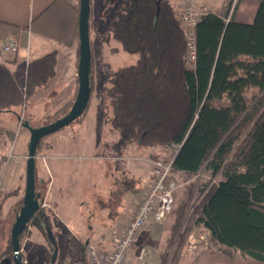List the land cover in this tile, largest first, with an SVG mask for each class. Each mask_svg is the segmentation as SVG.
<instances>
[{
	"label": "trees",
	"instance_id": "trees-1",
	"mask_svg": "<svg viewBox=\"0 0 264 264\" xmlns=\"http://www.w3.org/2000/svg\"><path fill=\"white\" fill-rule=\"evenodd\" d=\"M238 3L233 5L231 0L223 17L207 12L197 21L196 59L189 67L187 39L171 4L166 0H120L102 40L117 42L123 52L136 55L137 61L112 74L106 106L110 108L109 129L118 135L112 147L117 155L130 144L165 152L178 145L172 173L194 176L205 166L211 175L221 177L204 194L206 185L200 187L201 199L179 236L178 251L191 226L199 225L216 250L264 263V0L251 23L234 20ZM91 13L90 0L88 24ZM79 21L80 0H54L27 27L0 21V41L9 34L19 37L25 29L62 48L76 46L79 54ZM57 55L54 50L31 60L20 79L0 62V113H14L20 126L36 127L31 123L34 115L28 111L29 100L55 77ZM77 91L78 87L68 102L44 116L45 123L37 127L67 115ZM91 91L90 80V97ZM90 97L71 124L84 119ZM48 136L38 142L36 153L49 149ZM160 157L155 154L154 160ZM135 184V179L125 176L115 190L129 192ZM41 205L28 225L37 227L48 242L49 231L56 244L54 213ZM185 207L186 203L177 212L175 231ZM79 242L73 241L83 249ZM12 258L10 238L0 251V264H14ZM177 258L174 253L172 264ZM56 259L57 255L52 263L44 264H55ZM166 262L167 253L162 252L160 264Z\"/></svg>",
	"mask_w": 264,
	"mask_h": 264
},
{
	"label": "crops",
	"instance_id": "crops-1",
	"mask_svg": "<svg viewBox=\"0 0 264 264\" xmlns=\"http://www.w3.org/2000/svg\"><path fill=\"white\" fill-rule=\"evenodd\" d=\"M53 1L0 0V21L27 27ZM101 1L102 6L106 4L107 7H114L115 12L116 4L109 3L108 0H91L92 7L101 4ZM166 2L175 8L176 14L179 12L180 0H166ZM256 2L251 4L249 8L247 0H239L234 20L251 23L257 8ZM229 3L230 0L221 3H218L217 0L205 1L209 12L221 17H223L222 12L226 14ZM17 39L18 52L0 59V62L4 61L16 79L23 78L26 75L28 62L51 51H58L55 77L48 87L39 91V94L48 91L51 95H56L55 98L57 99L54 98V100H57V104H53L48 110L50 113L54 112L59 108V104H65L73 97L78 87L76 47L62 48L55 42L25 29L21 31ZM91 49L93 61L92 42ZM107 110L105 111L103 106H98L97 109L94 108L91 100L87 115L82 121L70 124L53 133V135L51 134L52 137L47 140L50 147L45 151V154L47 156L49 179L44 180V183H46L43 199L53 209L55 219L59 220L63 227L56 236L57 246L69 248V250H66L70 251L68 253H71L74 258L78 257L79 253L76 245L71 242L72 236L76 237L77 240L83 239L85 244L94 242L106 255L111 253L113 238L120 235L126 228L128 221L132 218L136 207L141 201L147 184L152 179L155 154L165 153L163 150L153 149V151L146 155L143 154L139 158L129 156L124 158L125 162L128 163H122L121 165L125 168L124 174L125 176L129 175L127 170H132V178L136 180V184L132 191L121 193L118 190L114 192L115 199L117 197L121 198L115 206L118 207L119 212L113 216L110 215L111 201L105 202V160L120 159L122 154L117 155L113 151L112 146L115 142H112L111 146H107L105 139L107 136L112 134L111 136H114L112 141H116L118 138V135L116 136L109 129L110 114L107 115ZM29 139L28 130L24 126H20L19 117L16 114L0 113V195H7L20 186V177L25 171ZM139 148L138 145H135V150L138 151ZM101 149L104 151L103 154H99ZM42 172L40 171L39 176L43 179ZM95 172H97V175L94 174ZM40 182L42 181L40 180ZM24 187L18 199L21 202L20 208L23 204ZM115 199H113L114 202ZM156 224L150 221L142 234V236L145 234L146 237H137L136 249L133 248L130 257L132 263L138 247L147 245L148 248H152V250L147 248V264L149 261L151 264H160L161 245L159 244V248L154 247V240L157 239L155 231L159 228ZM27 229L28 232H31L30 238H34V242L31 244L37 246L33 259L37 261V264L46 263L48 251H51L53 246L46 239V243H43L44 239H42L39 234L40 231L38 232L34 225H28ZM108 230L112 233L111 235L107 234ZM23 233L25 231L21 235ZM21 244L23 243L21 242ZM66 250H63L64 262H68L69 257ZM233 255L234 257H229L214 248L208 252L200 253L192 264H264L253 259L240 258L237 253ZM29 260L31 261V259ZM70 264L79 263L78 260H75L71 261ZM80 264H85V261Z\"/></svg>",
	"mask_w": 264,
	"mask_h": 264
},
{
	"label": "rangeland",
	"instance_id": "rangeland-1",
	"mask_svg": "<svg viewBox=\"0 0 264 264\" xmlns=\"http://www.w3.org/2000/svg\"><path fill=\"white\" fill-rule=\"evenodd\" d=\"M119 1L120 0H108L109 3H115L116 5ZM205 1L207 0H198V5L199 7L205 8V12L207 13L209 12V9L206 6ZM217 1L218 3H221L227 0H217ZM103 2L105 3V1ZM235 2L236 0H232L233 5ZM254 2H256L258 6L260 0H247V5L249 6V8L251 4H253ZM113 9L114 7L113 8L107 7L106 4L102 6V1H101V4L99 3L96 6L92 7V13H91L90 24H89V39L92 42V48H93V54H94V59L91 64L92 91H91L89 105L92 100V104L94 108L97 109L98 106H103L105 108V111L108 109L107 115L110 114V108L106 106L108 103L106 99V93H107L108 88L110 87V82H109L110 77L117 70L123 67L133 65L137 61L136 55L123 52L117 42L115 41L105 42L102 40V38L105 37L108 33L107 21L111 19V17L114 15ZM256 9H255V12H256ZM254 14H253V17H254ZM221 15L225 16V13L222 12ZM78 57L79 55L77 53V66H78ZM188 66L193 67L192 65H188ZM55 96H56L55 94L51 95L50 92L46 91L43 94H39L38 92L35 96L30 98L28 111L33 115L35 114L34 120L31 121L33 126L37 127L38 125H42V123L43 124L45 123L43 121V117L50 113L48 112V110L51 108L53 104H57V100H54ZM62 105L59 104V108ZM113 133L117 136L115 132ZM52 135L48 136L46 138V141L50 139ZM111 135L105 138L107 142V146L108 145L111 146L112 142L114 143L117 141V140L112 141L114 136H111ZM45 151L36 153L37 156H39L38 158H35L36 191H37V194H39V203L42 204L41 207L45 209L47 208L50 209L48 204L44 201L45 199H43L44 194H45V183H46V182L44 183V180L47 181V179H49V174L47 172L48 171L47 156L45 154ZM151 151H153V149L151 148H139V150L137 151L135 150V145L130 144L126 146L125 148H123L122 153H121L122 158L105 160V163H106V169H105L106 172H105V178H104V182L106 185L105 202L108 203V201H111L110 204H112L111 205L112 207L109 209L110 215L113 216L119 212L118 207H115V206L117 202H120L121 198L117 197L115 199L114 192H116L115 190L116 188L118 189V185L116 186V188H115V185L121 182L122 180H124L125 178V174H124L125 168L121 166L122 163L123 164L126 163L124 158L127 156L132 157V158L133 157L139 158V157H142L141 155L143 154L146 155L147 153ZM103 153L104 151L103 149H101L99 151V154H103ZM159 156L170 157L171 152L167 151L163 154H160ZM24 169L25 171L21 174V177H20L21 179L20 189L21 190L16 192L14 195L10 197H7V195H3V194L0 195V251H3L7 246L8 239H10L12 223L15 220V216L18 214L20 206H21V202L18 199L21 195V192H23L26 165ZM40 171L43 173L42 175H44L43 179L40 178L39 176ZM127 171L129 175H126V176L128 178L133 177V171L130 169H128ZM94 174L97 175V172H95ZM171 178L174 179L178 183L179 188L174 193V205H173L171 212L167 215L166 219L162 223L156 224L158 225L159 228H157L155 231L157 235L156 237L157 239L154 240V244H155L154 247L159 248V244H160L161 252L167 253L166 264H172V256L174 255V253H178V258L175 264H192L194 259L200 253L208 252L214 249L212 248L213 246L209 242L208 232L202 226H199V225L191 226V228L189 229V235L187 236L184 243L180 245L181 247H179L180 248L179 251L177 250V247L179 245L178 239H179L181 232L187 227L188 218L190 216L192 208L194 207V205L198 204V202L201 199L202 193H200V187L204 185L210 186V184L219 181L221 177L219 174L211 175L209 171L206 169V167L203 166L200 169V171L194 176H188V175L180 174V173H172ZM40 180L42 182H40ZM114 182H116V184H114ZM113 199H115V202L113 201ZM185 203H186V207L182 213L183 215H182L180 226L177 229V231H175L174 226H173L175 217L177 216V212L181 209V206ZM93 209L95 210V208ZM51 210L53 211V209ZM52 224H53L54 232L57 236V233L61 229H63V227L61 223L59 222V220L55 219V217L52 220ZM146 227L139 233L138 236L140 237L142 236V234L144 233L143 231L146 229ZM36 229L38 230L37 227ZM30 233L31 232H28V229L25 230V233L22 234L21 241H20V253L22 254V257H23V264H37V261L33 259L34 258L33 254L35 253V249L37 248V246H34L33 244H31L34 242V238H30ZM39 234L41 235L42 239H44L43 243H46L45 241L47 239L44 238L41 232H39ZM107 234L111 235L112 233L108 230ZM172 234H175V235H172ZM142 237L145 238L146 237L145 234ZM73 241L74 242L80 241L79 243H81V245L83 246V249L80 246L79 247L76 246V248L78 249V253H79L78 257L74 258L71 255V253H68L70 251L66 250V249L69 250V248H65L64 246L63 248H60L57 246V243H56L57 259H56L55 264H70L71 261H75V260H78L79 264L82 261H85V264H87V258H86L87 257L86 256L87 245L88 244H93L95 246L97 245L94 244V242L82 244L84 243L83 239L77 240L76 237L72 236L71 242ZM21 242L23 244H21ZM145 248H146L147 255H148V249L152 250V248L150 247L148 248L147 245H145ZM134 249H136V243H135ZM63 250L64 251L66 250L67 253L69 254V255L67 254L69 256L68 262L67 261L64 262L63 260ZM136 252L137 251H135V256H136ZM52 254H53V249L51 251L50 250L48 251V255L46 256L47 258L46 263L50 261ZM147 258H146V264H147ZM29 259H31V261ZM134 261H135V258L133 262ZM130 262L132 263V261ZM44 263L45 262L41 264H44ZM148 264H151L150 261Z\"/></svg>",
	"mask_w": 264,
	"mask_h": 264
},
{
	"label": "built area",
	"instance_id": "built-area-1",
	"mask_svg": "<svg viewBox=\"0 0 264 264\" xmlns=\"http://www.w3.org/2000/svg\"><path fill=\"white\" fill-rule=\"evenodd\" d=\"M205 8L199 7L198 0H180L177 19L187 39V63L194 65L195 26ZM19 49L18 39L14 35H7L0 41V59L6 55L16 54ZM178 145L170 149L171 156H161L153 161V176L147 184L141 201L135 209L126 228L113 238V247L109 255L104 254L97 246L88 244L86 247L87 264H132L130 257L139 233L153 221L162 223L171 212L174 205V193L179 188L178 183L171 178L174 154ZM36 154V158H38ZM207 191L204 188L203 194ZM147 251L145 247L137 249L133 264H146Z\"/></svg>",
	"mask_w": 264,
	"mask_h": 264
},
{
	"label": "water",
	"instance_id": "water-1",
	"mask_svg": "<svg viewBox=\"0 0 264 264\" xmlns=\"http://www.w3.org/2000/svg\"><path fill=\"white\" fill-rule=\"evenodd\" d=\"M89 8L90 0H80L79 57L77 67L78 91L74 104L67 115L51 124L40 127H32L28 123L23 124L30 134V139L26 160L23 204L16 215L10 233L13 251L12 260L14 264H23V257L20 253L19 238L39 207V194H37L35 191V158L37 144L44 136L51 135L61 130L78 118L85 110L90 97L91 45L88 24ZM48 237L50 239L51 245L53 246V254L51 256L52 263L56 258L57 249L49 231Z\"/></svg>",
	"mask_w": 264,
	"mask_h": 264
}]
</instances>
